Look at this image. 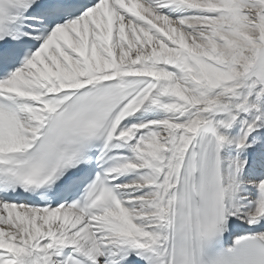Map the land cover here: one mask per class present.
Instances as JSON below:
<instances>
[{
  "label": "snow or ice",
  "instance_id": "6c2138e0",
  "mask_svg": "<svg viewBox=\"0 0 264 264\" xmlns=\"http://www.w3.org/2000/svg\"><path fill=\"white\" fill-rule=\"evenodd\" d=\"M0 264H264V0H0Z\"/></svg>",
  "mask_w": 264,
  "mask_h": 264
}]
</instances>
